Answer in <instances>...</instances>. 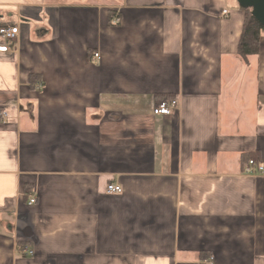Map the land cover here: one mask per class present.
I'll list each match as a JSON object with an SVG mask.
<instances>
[{
  "label": "crops",
  "instance_id": "crops-1",
  "mask_svg": "<svg viewBox=\"0 0 264 264\" xmlns=\"http://www.w3.org/2000/svg\"><path fill=\"white\" fill-rule=\"evenodd\" d=\"M244 17L236 0H0L19 28L0 53V264H264V178L243 174L264 162V30L242 59Z\"/></svg>",
  "mask_w": 264,
  "mask_h": 264
},
{
  "label": "built area",
  "instance_id": "built-area-1",
  "mask_svg": "<svg viewBox=\"0 0 264 264\" xmlns=\"http://www.w3.org/2000/svg\"><path fill=\"white\" fill-rule=\"evenodd\" d=\"M225 13V12H224ZM19 35V28L17 26H2L0 27V53H11L14 42ZM91 61H99V54L92 55ZM37 87L40 86L37 84ZM178 109L176 100H170L169 102H163L155 105L152 110L154 116H172ZM243 174L249 177H261L264 178V162L258 163L252 159L248 160L243 167ZM106 193L110 195H119L122 193V189L117 184H110L106 187ZM34 199H30L29 204H33ZM203 264H214V259L209 257L204 260Z\"/></svg>",
  "mask_w": 264,
  "mask_h": 264
},
{
  "label": "trees",
  "instance_id": "trees-1",
  "mask_svg": "<svg viewBox=\"0 0 264 264\" xmlns=\"http://www.w3.org/2000/svg\"><path fill=\"white\" fill-rule=\"evenodd\" d=\"M245 17L242 26L241 35L237 44V55L242 59H246L247 56L258 54L260 34L264 28L251 16L250 9H242ZM5 26V25H3ZM2 27V26H0ZM36 80L30 78V88H34ZM171 99H161L155 105L163 102H169ZM249 159H246L247 162Z\"/></svg>",
  "mask_w": 264,
  "mask_h": 264
},
{
  "label": "water",
  "instance_id": "water-1",
  "mask_svg": "<svg viewBox=\"0 0 264 264\" xmlns=\"http://www.w3.org/2000/svg\"><path fill=\"white\" fill-rule=\"evenodd\" d=\"M242 9H250L251 16L264 28V0H236Z\"/></svg>",
  "mask_w": 264,
  "mask_h": 264
}]
</instances>
